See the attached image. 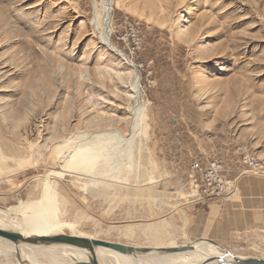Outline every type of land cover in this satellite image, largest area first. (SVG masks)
Masks as SVG:
<instances>
[{"label": "rangeland", "instance_id": "obj_1", "mask_svg": "<svg viewBox=\"0 0 264 264\" xmlns=\"http://www.w3.org/2000/svg\"><path fill=\"white\" fill-rule=\"evenodd\" d=\"M103 10L104 0H0V150L12 171L0 173V210L37 198L46 176L63 172L49 181L62 219L82 234L135 248L207 242L191 227L190 167L243 147L264 169V0H112L115 52L90 25ZM132 71L143 120L130 136ZM80 133L118 148L120 169L103 170L110 182L65 171L60 153ZM160 224L159 235L144 233ZM251 243L217 244L264 259Z\"/></svg>", "mask_w": 264, "mask_h": 264}, {"label": "bare ground", "instance_id": "obj_2", "mask_svg": "<svg viewBox=\"0 0 264 264\" xmlns=\"http://www.w3.org/2000/svg\"><path fill=\"white\" fill-rule=\"evenodd\" d=\"M111 6L112 0H104V10L99 18V21H91L90 25L99 42L110 49V51L115 52L109 41ZM119 56L123 60L127 59L123 54L121 55V53H119ZM127 65L129 66V64ZM129 78L130 79L128 87L130 88L132 97L131 103L128 106V115L130 117L128 127L130 136H132L134 133L141 130L143 109L140 106V85L139 75L137 71L130 72ZM108 134L109 132L98 133V135L106 136V138L110 140V136H108ZM84 136L85 135L81 133L78 134V138L76 137L78 140L77 144L72 146L70 145L60 153V161L64 162V165L66 166L65 171L80 176L88 175L93 183H97V181L110 182L108 180H104L103 177H105V173L103 172V170L110 168L120 169L117 164L118 158L116 159L118 148L115 146V144H111L112 142L109 141V145L106 144L102 147L100 145L101 142H99V145H92L93 143L91 144L89 142L84 143L85 137H87ZM90 137L95 138L92 136ZM128 137L129 135L120 136L118 140L116 138H114L113 140L115 142L125 139L127 140ZM91 141L92 140H90V142ZM66 143L68 142H65L64 144ZM125 151L126 149L120 151L119 155L122 156ZM7 155H9V152L0 150L1 174L4 170H6V172H12L10 168L7 169L6 167V162L10 160ZM140 167V164H135L136 175L138 178L141 176ZM19 168H21V165L18 166V169ZM62 173L63 172H61V174ZM60 175L55 173L48 174L44 182H42V187L40 186L41 189L37 198L30 201L19 202L17 206L0 210V230L19 234L24 238L51 237L57 234L84 238L89 241L95 240V238L77 231L76 225H74L73 223L67 222L62 219V211L59 209V206L61 204L59 205L57 203L58 197L55 190L57 184L55 182L49 181L51 177H57ZM122 175L123 174L121 173V176ZM130 175V173H125L119 179H121L122 181H126ZM117 176L118 174L111 177L110 179L116 178ZM107 184L109 185V183ZM165 226V224H160L159 226H155L152 230L151 228L150 230H144V233L153 232L154 236H157L159 235V233H161V229ZM64 230H68V234H65ZM131 235V231H126L124 234V236L126 237H129ZM191 244L192 249L183 253L163 254L151 252L142 256H131L121 254L109 248L100 246H89L86 249H81L61 244H13L5 239L0 238V256L5 257L6 261L10 256H12L13 258L17 257L18 260L22 261L24 264H82L88 263L90 261H93L96 264H223L222 261L228 259V257L221 250L207 242H191ZM206 245L207 247H205ZM159 246L162 245L159 244ZM172 247L174 246L171 243L167 247L162 246L163 249ZM149 249L154 250L159 248ZM230 254L236 257H242L234 255L232 253ZM13 262L15 261L13 260L11 263L5 262L4 264H13ZM14 264L18 263L15 262Z\"/></svg>", "mask_w": 264, "mask_h": 264}, {"label": "crops", "instance_id": "obj_3", "mask_svg": "<svg viewBox=\"0 0 264 264\" xmlns=\"http://www.w3.org/2000/svg\"><path fill=\"white\" fill-rule=\"evenodd\" d=\"M217 157L222 175L233 181L234 190L225 199L195 198L189 207L192 231L220 244L252 241L251 250L260 255L264 253V174L243 173L234 150H224Z\"/></svg>", "mask_w": 264, "mask_h": 264}, {"label": "water", "instance_id": "obj_4", "mask_svg": "<svg viewBox=\"0 0 264 264\" xmlns=\"http://www.w3.org/2000/svg\"><path fill=\"white\" fill-rule=\"evenodd\" d=\"M0 238L5 239L13 244H28V245H36V244H61L81 249H86L89 246H100L109 248L111 250H114L115 252L125 254V255H131V256H142L146 255L151 252L156 253H163V254H172V253H183L190 251L192 249V244L189 245H182L172 248H166V249H149V248H135V247H128L120 244H114V243H107L103 241H89L84 238H78L73 236H67V235H54L51 237H23L19 234L10 233L7 231L0 230ZM207 243L217 247L219 250H221L228 259L225 261H222L223 264H264V259L257 258V257H236L231 255L229 252L225 251L220 245H218L216 242L212 240H207ZM82 264H96L93 261H90L88 263H82Z\"/></svg>", "mask_w": 264, "mask_h": 264}, {"label": "built area", "instance_id": "obj_5", "mask_svg": "<svg viewBox=\"0 0 264 264\" xmlns=\"http://www.w3.org/2000/svg\"><path fill=\"white\" fill-rule=\"evenodd\" d=\"M240 163L243 165V173L262 175L264 173L261 162L243 147L235 150ZM222 165L218 160L206 162L204 166L193 164L190 167V179L194 184V197L204 198H227L234 190L233 181L222 175Z\"/></svg>", "mask_w": 264, "mask_h": 264}]
</instances>
